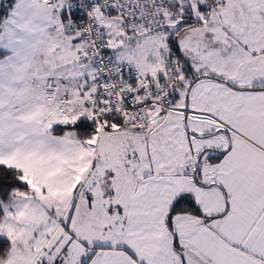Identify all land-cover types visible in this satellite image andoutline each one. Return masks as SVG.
I'll return each mask as SVG.
<instances>
[{"label":"snow or ice","instance_id":"1","mask_svg":"<svg viewBox=\"0 0 264 264\" xmlns=\"http://www.w3.org/2000/svg\"><path fill=\"white\" fill-rule=\"evenodd\" d=\"M0 264H264V0H0Z\"/></svg>","mask_w":264,"mask_h":264}]
</instances>
